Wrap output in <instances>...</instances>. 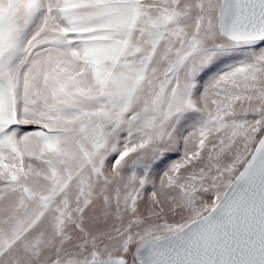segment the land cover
Segmentation results:
<instances>
[{
	"label": "snow or ice",
	"instance_id": "snow-or-ice-1",
	"mask_svg": "<svg viewBox=\"0 0 264 264\" xmlns=\"http://www.w3.org/2000/svg\"><path fill=\"white\" fill-rule=\"evenodd\" d=\"M0 264H264V0H0Z\"/></svg>",
	"mask_w": 264,
	"mask_h": 264
}]
</instances>
